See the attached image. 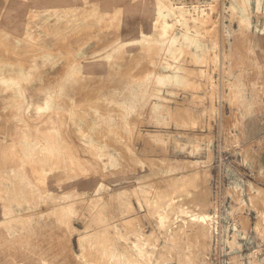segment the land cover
I'll use <instances>...</instances> for the list:
<instances>
[{"label":"rangeland","instance_id":"obj_1","mask_svg":"<svg viewBox=\"0 0 264 264\" xmlns=\"http://www.w3.org/2000/svg\"><path fill=\"white\" fill-rule=\"evenodd\" d=\"M262 192L264 0H0V264H264Z\"/></svg>","mask_w":264,"mask_h":264},{"label":"bare ground","instance_id":"obj_2","mask_svg":"<svg viewBox=\"0 0 264 264\" xmlns=\"http://www.w3.org/2000/svg\"><path fill=\"white\" fill-rule=\"evenodd\" d=\"M5 48V47H4ZM4 48H2V49H4ZM36 49V48H35ZM5 50V49H4ZM6 51V50H5ZM14 58V57H13ZM22 59V58H21ZM25 59V58H24ZM26 61H27V59H25ZM30 60H31V58H30ZM23 61V60H22ZM25 61V62H26ZM27 63V62H26ZM20 83H22V82H20ZM23 84V83H22ZM192 91H194V90H192ZM3 118V117H2ZM183 125V124H182ZM137 135V134H136ZM162 164V163H161ZM136 186V185H135ZM263 193V192H262ZM264 194V193H263ZM260 195V194H259ZM103 196V195H102ZM261 200H262V197H261ZM27 210V209H26Z\"/></svg>","mask_w":264,"mask_h":264}]
</instances>
